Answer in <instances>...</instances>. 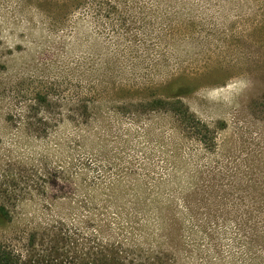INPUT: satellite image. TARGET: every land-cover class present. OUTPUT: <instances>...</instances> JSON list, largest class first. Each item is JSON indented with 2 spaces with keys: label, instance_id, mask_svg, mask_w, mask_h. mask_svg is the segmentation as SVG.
Instances as JSON below:
<instances>
[{
  "label": "rangeland",
  "instance_id": "1",
  "mask_svg": "<svg viewBox=\"0 0 264 264\" xmlns=\"http://www.w3.org/2000/svg\"><path fill=\"white\" fill-rule=\"evenodd\" d=\"M0 206L13 264H264V0H0Z\"/></svg>",
  "mask_w": 264,
  "mask_h": 264
},
{
  "label": "trees",
  "instance_id": "2",
  "mask_svg": "<svg viewBox=\"0 0 264 264\" xmlns=\"http://www.w3.org/2000/svg\"><path fill=\"white\" fill-rule=\"evenodd\" d=\"M43 103H46L48 107L50 106V104L48 103V97L46 95L37 94L34 97V101H32L31 104L26 105L25 114L23 117H21L24 120L26 126L28 127L34 126V128L41 129L39 125L46 121L43 120L45 118L34 117L33 115L37 114L36 109ZM151 103L156 105L157 103L166 104L168 102L156 99V100H152ZM169 103L171 104L177 103L181 105V102L179 100H173ZM186 110L187 109H185L183 114H187ZM13 117H11V119H13ZM21 118H17V119L20 120ZM0 216L6 217V211L4 210L3 206H0ZM101 252L102 251H99L96 252V254H93L92 256H85V257H82L78 254H71V259H70L71 261L69 262V264H128L124 261L119 260L116 256H111V254L102 255ZM0 264H13L8 254L5 253L4 250H2L1 248H0Z\"/></svg>",
  "mask_w": 264,
  "mask_h": 264
}]
</instances>
